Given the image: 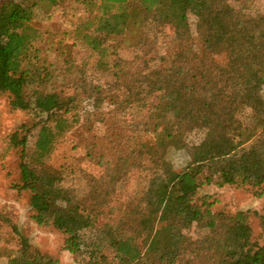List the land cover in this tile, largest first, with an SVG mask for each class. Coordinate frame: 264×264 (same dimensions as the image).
I'll list each match as a JSON object with an SVG mask.
<instances>
[{
    "label": "trees",
    "instance_id": "16d2710c",
    "mask_svg": "<svg viewBox=\"0 0 264 264\" xmlns=\"http://www.w3.org/2000/svg\"><path fill=\"white\" fill-rule=\"evenodd\" d=\"M67 1L0 6V94L13 109L47 115L33 162L26 139H14L23 147L20 189L32 192L36 223L63 233L65 249L87 264H264V244L253 241L247 215L213 213L210 196H200L210 185L264 195V36L257 13L236 11L229 31L219 17L227 0H80L86 20L73 35L97 56L95 72L111 79L94 84L84 67L63 76L36 46L37 11ZM125 49L131 59L121 55ZM85 100L99 111L108 100L118 125L140 136L114 157L99 154L98 173L69 176L79 187L45 166L79 122ZM152 134L150 145L144 139ZM168 146L186 150L190 162L177 168L162 151ZM139 171L142 188L118 203V191ZM193 224L215 240L200 239L196 248ZM20 241L17 255L0 261L60 264L33 251L27 238Z\"/></svg>",
    "mask_w": 264,
    "mask_h": 264
},
{
    "label": "rangeland",
    "instance_id": "374dc122",
    "mask_svg": "<svg viewBox=\"0 0 264 264\" xmlns=\"http://www.w3.org/2000/svg\"><path fill=\"white\" fill-rule=\"evenodd\" d=\"M3 1L0 0V3ZM236 11L240 14L257 13L259 33L264 36V0H227V7L220 12L219 17L229 31L234 29ZM85 20V7L80 0H68L54 11H37L32 25L42 32V38L36 44L39 55L47 60V64L61 68L64 71L63 76L68 74L66 70L75 71L77 67H84L94 84L111 80L108 76L95 72L97 56L73 35L76 26ZM191 21H195L192 16ZM121 55L131 59L132 51L122 50ZM10 102L7 94H0V259L16 256L21 247L20 237L23 236L27 238L33 251L38 250L42 254L53 256L60 264H87L88 259L75 257L65 249L66 236L63 233L51 227H41L33 218L35 211L30 202L32 192L20 189L23 184L20 173L23 147L17 146L14 139L15 135L19 140L26 139V152L30 155L28 160L33 162L38 131L47 115L40 116L34 110L13 109ZM111 109L113 107H109L106 100L101 111L107 120L104 119V123H101L100 119L104 116L100 109L97 110L93 102L85 100L78 109L79 122L74 121V130L68 132L64 141L57 146L45 169L51 174L68 177V184L79 186L69 176L75 175L81 169L98 173L99 154L114 157L126 149V144L123 143L132 136H140V133L119 126L116 118H120V114L115 115L116 110ZM262 110L264 112V98ZM49 124L54 125L53 122ZM144 140L150 145L155 144L153 134L147 135ZM131 142L135 141L131 139ZM162 151L177 168L190 162V156L184 149L168 146ZM142 177L140 171L136 172L131 182L118 191V203H123L133 192L142 188ZM200 196H210L213 213L223 212L230 216L239 212L245 213L252 228L253 241L264 244V195L260 196L250 187L210 185L201 189ZM188 232L195 241L196 248H201L200 239L215 240V233L195 224L189 226ZM198 253V249H192L190 255L196 257ZM1 262L0 264H5Z\"/></svg>",
    "mask_w": 264,
    "mask_h": 264
},
{
    "label": "flooded vegetation",
    "instance_id": "af4514ba",
    "mask_svg": "<svg viewBox=\"0 0 264 264\" xmlns=\"http://www.w3.org/2000/svg\"><path fill=\"white\" fill-rule=\"evenodd\" d=\"M1 4V3H0Z\"/></svg>",
    "mask_w": 264,
    "mask_h": 264
}]
</instances>
